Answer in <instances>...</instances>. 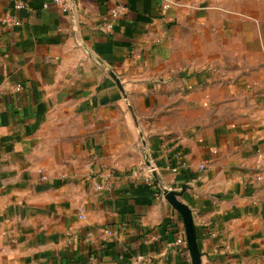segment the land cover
<instances>
[{"label": "crops", "instance_id": "obj_1", "mask_svg": "<svg viewBox=\"0 0 264 264\" xmlns=\"http://www.w3.org/2000/svg\"><path fill=\"white\" fill-rule=\"evenodd\" d=\"M45 1L0 0V264H192L183 186L200 264H264V0Z\"/></svg>", "mask_w": 264, "mask_h": 264}, {"label": "water", "instance_id": "obj_2", "mask_svg": "<svg viewBox=\"0 0 264 264\" xmlns=\"http://www.w3.org/2000/svg\"><path fill=\"white\" fill-rule=\"evenodd\" d=\"M109 74L114 79L116 85L121 90L123 96L126 97L123 86L121 85L118 77L112 71H110ZM128 108L129 111L131 112L132 117L135 120L136 117L132 107L129 105ZM183 191H184V186L180 191L164 188L163 196L167 199V201L171 204V206L179 212L183 220L185 242L191 257V263L200 264V253L197 246V237H196V230L193 221V215L188 205L180 200Z\"/></svg>", "mask_w": 264, "mask_h": 264}, {"label": "built area", "instance_id": "obj_3", "mask_svg": "<svg viewBox=\"0 0 264 264\" xmlns=\"http://www.w3.org/2000/svg\"><path fill=\"white\" fill-rule=\"evenodd\" d=\"M69 0H46L43 3V8H47L49 5H53L62 11H67L69 9ZM26 5V0H13V9L18 13L21 9H23ZM169 6L168 2H165L163 4V8H167ZM122 6H118L114 9L111 10V16L112 17H117L122 11H123ZM2 23L6 24L8 26L10 25H20V20H18L16 17L9 16L8 14L2 19ZM154 170V167L148 166L147 168L139 169V170H134L132 171V176L136 178H143L145 182L150 183V177L146 176L147 174L151 173ZM172 171H176V168H171ZM78 217L79 218H84L85 217V210L82 207H78ZM177 243H185L183 239H178ZM89 264H94V259H91V262ZM133 264H150L149 260L145 258V256L138 254L135 259Z\"/></svg>", "mask_w": 264, "mask_h": 264}]
</instances>
